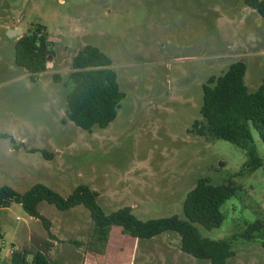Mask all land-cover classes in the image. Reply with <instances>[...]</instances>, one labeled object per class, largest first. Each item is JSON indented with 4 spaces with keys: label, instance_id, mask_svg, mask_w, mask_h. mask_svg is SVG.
Returning a JSON list of instances; mask_svg holds the SVG:
<instances>
[{
    "label": "rangeland",
    "instance_id": "374dc122",
    "mask_svg": "<svg viewBox=\"0 0 264 264\" xmlns=\"http://www.w3.org/2000/svg\"><path fill=\"white\" fill-rule=\"evenodd\" d=\"M37 26L54 55L48 73L32 79L16 64V43ZM88 45L110 57L126 95L116 120L91 133L63 121L72 61ZM238 61L256 92L264 19L243 0H0V133L10 135L0 138V187L25 194L43 184L68 197L88 185L107 214L136 205L145 221L185 219L184 201L200 178L232 180L237 194L222 207V225L198 228L231 243L232 264H264L261 242L242 238L264 219V166L250 173L244 150L191 132L202 121L203 86ZM253 137L264 160V142L256 130ZM39 209L49 227L20 204L0 209V264L24 249L46 250L53 264H83L90 211L46 202Z\"/></svg>",
    "mask_w": 264,
    "mask_h": 264
},
{
    "label": "trees",
    "instance_id": "16d2710c",
    "mask_svg": "<svg viewBox=\"0 0 264 264\" xmlns=\"http://www.w3.org/2000/svg\"><path fill=\"white\" fill-rule=\"evenodd\" d=\"M245 5L259 13L264 19V0H243ZM54 55L53 43L42 26L30 29L16 43V64L34 76L47 72L50 56ZM113 62L99 48L88 45L73 58L72 72L67 85L66 117L86 132L95 128L106 129L118 115L121 102L126 95L121 90L118 76L112 68ZM247 66L244 62L233 63L221 76H212L203 86L202 121H196L191 132L212 140L221 139L245 151V169L253 173L264 166L253 137L256 130L264 142V79L260 88L251 93L245 82ZM55 79H59L55 75ZM0 138H10L0 133ZM43 153L47 155L45 151ZM238 187L232 180L215 185L209 178H200L184 201L185 219L178 215L167 218L140 220L131 207H123L107 214L99 205L94 191L88 185L77 187L63 197L43 184H37L25 194H19L8 186L0 187V209L13 203L20 204L32 218L49 222L40 212V204L46 202L59 211L67 212L83 206L90 211L93 232L86 251L103 254L113 226L133 238L152 239L165 232H175L181 237L183 252L211 264H232L235 256L228 240H212L204 237L198 226L212 230L222 225L223 205L237 194ZM245 240L260 241L264 249V219L247 225L242 233ZM2 233L0 229V241ZM1 252V248H0ZM11 264H53L46 250L30 252L15 251Z\"/></svg>",
    "mask_w": 264,
    "mask_h": 264
},
{
    "label": "crops",
    "instance_id": "0c3cea01",
    "mask_svg": "<svg viewBox=\"0 0 264 264\" xmlns=\"http://www.w3.org/2000/svg\"><path fill=\"white\" fill-rule=\"evenodd\" d=\"M124 207H131L134 213L138 206ZM82 257L83 264H211L183 252L181 237L175 232H165L152 239H139L124 234L123 229L118 226L111 228L103 254H93L85 250Z\"/></svg>",
    "mask_w": 264,
    "mask_h": 264
},
{
    "label": "water",
    "instance_id": "95a60500",
    "mask_svg": "<svg viewBox=\"0 0 264 264\" xmlns=\"http://www.w3.org/2000/svg\"><path fill=\"white\" fill-rule=\"evenodd\" d=\"M18 33H20V32H15V33H14L13 31H11L9 35H15V34H18ZM94 195H95V197H96V196H97V193H94Z\"/></svg>",
    "mask_w": 264,
    "mask_h": 264
},
{
    "label": "built area",
    "instance_id": "2783aa9c",
    "mask_svg": "<svg viewBox=\"0 0 264 264\" xmlns=\"http://www.w3.org/2000/svg\"><path fill=\"white\" fill-rule=\"evenodd\" d=\"M18 220H20V218H18Z\"/></svg>",
    "mask_w": 264,
    "mask_h": 264
}]
</instances>
